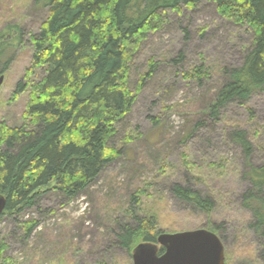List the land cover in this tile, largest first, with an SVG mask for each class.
<instances>
[{
	"label": "rangeland",
	"instance_id": "rangeland-1",
	"mask_svg": "<svg viewBox=\"0 0 264 264\" xmlns=\"http://www.w3.org/2000/svg\"><path fill=\"white\" fill-rule=\"evenodd\" d=\"M45 16L33 0H0V125H23L33 87L46 76L44 70L31 72V38ZM164 21L141 42L131 64L136 103L110 144L122 150V158L74 201L48 193L23 215L0 218V242L17 264H133L132 256L107 236L114 216L129 207L133 195H141L143 215L158 218L161 234L207 230L223 243L225 264H264V238L250 228L252 215L243 205L251 189L245 153L231 136L235 130L246 132L250 163L264 165V92L246 106L228 107L217 121L201 117L221 68L239 65L254 35L206 1L167 12ZM12 31L18 35L8 36ZM202 65L212 73L204 86L184 79ZM151 66L152 76L143 81ZM183 156L193 169L185 168ZM174 184L210 198L211 213L175 198ZM28 222L38 223L30 236L24 229Z\"/></svg>",
	"mask_w": 264,
	"mask_h": 264
},
{
	"label": "trees",
	"instance_id": "trees-1",
	"mask_svg": "<svg viewBox=\"0 0 264 264\" xmlns=\"http://www.w3.org/2000/svg\"><path fill=\"white\" fill-rule=\"evenodd\" d=\"M202 1L215 4L223 18L254 35L242 62L221 68L201 114L217 121L228 107L246 106L264 92V0H33V7L46 16L31 38V72L44 70L46 76L33 87L23 125H0V196L7 200L0 218L23 215L48 193L74 201L122 158V150L110 144L136 103L130 69L141 42L162 28L164 14L193 9ZM12 33L18 35L12 31L8 36ZM210 74L202 65L184 79L202 87ZM231 136L246 157L245 179L251 189L243 205L252 215L250 228L264 238V165L250 163L252 145L246 132L235 130ZM183 160L188 171L194 168L186 156ZM171 192L194 209L207 214L213 209L212 200L190 186L174 184ZM128 205L114 216L107 236L132 256L141 242L157 245L161 230L155 215L141 213V195H133ZM37 225H24L27 236ZM8 248L0 242V264H17L7 257Z\"/></svg>",
	"mask_w": 264,
	"mask_h": 264
},
{
	"label": "water",
	"instance_id": "water-1",
	"mask_svg": "<svg viewBox=\"0 0 264 264\" xmlns=\"http://www.w3.org/2000/svg\"><path fill=\"white\" fill-rule=\"evenodd\" d=\"M4 77H0V89ZM7 200L0 196V215ZM158 244H141L132 252L133 264H225V250L220 238L207 230L174 235L161 234ZM164 252L160 254V249Z\"/></svg>",
	"mask_w": 264,
	"mask_h": 264
},
{
	"label": "bare ground",
	"instance_id": "bare-ground-1",
	"mask_svg": "<svg viewBox=\"0 0 264 264\" xmlns=\"http://www.w3.org/2000/svg\"><path fill=\"white\" fill-rule=\"evenodd\" d=\"M215 79V78H214Z\"/></svg>",
	"mask_w": 264,
	"mask_h": 264
}]
</instances>
